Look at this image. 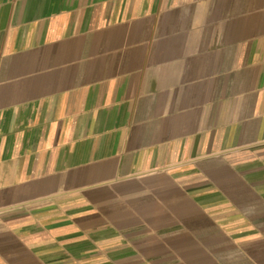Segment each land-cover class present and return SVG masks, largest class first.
<instances>
[{
    "label": "crops",
    "instance_id": "crops-1",
    "mask_svg": "<svg viewBox=\"0 0 264 264\" xmlns=\"http://www.w3.org/2000/svg\"><path fill=\"white\" fill-rule=\"evenodd\" d=\"M0 264H264V0H0Z\"/></svg>",
    "mask_w": 264,
    "mask_h": 264
}]
</instances>
